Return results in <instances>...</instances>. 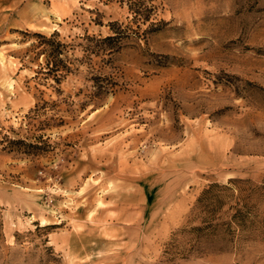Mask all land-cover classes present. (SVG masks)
<instances>
[{
    "label": "rangeland",
    "instance_id": "rangeland-1",
    "mask_svg": "<svg viewBox=\"0 0 264 264\" xmlns=\"http://www.w3.org/2000/svg\"><path fill=\"white\" fill-rule=\"evenodd\" d=\"M0 264H264V0H0Z\"/></svg>",
    "mask_w": 264,
    "mask_h": 264
},
{
    "label": "trees",
    "instance_id": "trees-1",
    "mask_svg": "<svg viewBox=\"0 0 264 264\" xmlns=\"http://www.w3.org/2000/svg\"><path fill=\"white\" fill-rule=\"evenodd\" d=\"M43 41L39 43V45L45 44L50 47L48 56L51 59L47 60L45 63V72L46 74H52L56 77V72L63 71L65 74L71 72L70 67L64 63L62 59L57 58L58 55L62 54V48L65 46L60 42H54L50 38H46L44 36H40ZM115 39V36H105L98 40V43L95 49H88L87 54L93 53L95 55H100L107 51V54H111L113 51L118 49L117 44L112 43ZM45 51V50H44ZM94 90L92 94L89 96V101H85L80 104L81 108H84L88 105L89 102H93L95 99H100V96L105 93L106 85L99 84L98 81L101 80L100 76H95L94 78ZM56 81H59L58 78H55ZM32 147V145H29ZM228 191L227 187L219 186L217 184H210L205 189L202 190L199 197L196 200V210L198 211V215H203L201 218V223H210V221L214 218V216L225 206V198L227 195L225 194ZM241 217V218H240ZM234 221H243V216L240 215V212H237L231 218ZM194 231L196 232L195 238L198 240L201 239H209V238H216L219 235L217 232V226H212L207 224L203 227L195 228Z\"/></svg>",
    "mask_w": 264,
    "mask_h": 264
}]
</instances>
